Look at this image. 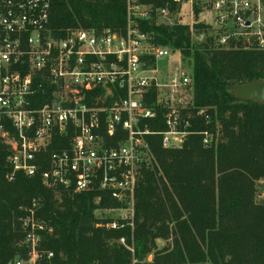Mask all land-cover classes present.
<instances>
[{"label":"built area","instance_id":"1","mask_svg":"<svg viewBox=\"0 0 264 264\" xmlns=\"http://www.w3.org/2000/svg\"><path fill=\"white\" fill-rule=\"evenodd\" d=\"M171 3L127 0L125 33L76 28L55 37L51 0H0V142L12 168L9 180L16 172L34 176L54 138L72 131L70 145L51 152L43 183L109 194L119 205L97 209V226L120 229L133 219L141 168L154 160L147 136L160 135L165 149L182 148L190 135H200L206 148L217 144L218 122L215 131L193 123L194 116L207 124L213 117L195 107L191 67L179 51L155 44L137 20L155 13L157 24L181 22L192 31L202 24L221 48L236 41L264 50V0ZM42 89L49 98L39 106ZM153 120L165 129L153 131ZM36 210L34 204L18 218L20 252L0 264H56L55 253L42 249L46 226ZM120 242L126 245L124 238Z\"/></svg>","mask_w":264,"mask_h":264},{"label":"trees","instance_id":"2","mask_svg":"<svg viewBox=\"0 0 264 264\" xmlns=\"http://www.w3.org/2000/svg\"><path fill=\"white\" fill-rule=\"evenodd\" d=\"M147 1L173 6L171 0ZM127 23V0H51L49 29L55 37L76 28L125 33ZM137 24L155 44L179 51L191 67L195 107L213 117L207 124L194 116L193 123L198 130L215 131L218 122L217 144L206 148L200 135H190L182 148L165 149L160 135L147 136L154 160L141 168L133 219L110 229L97 226L95 213L119 205L109 194L43 183L51 152L68 147L72 131L54 138L34 176L16 172L13 180L0 142V263L20 252L17 220L36 204L46 226L42 249L55 253L56 264H132L134 259L142 264L150 255L148 264H264V198L258 200V184L264 182V102L241 101L230 91L236 84L264 80V50L236 41L221 48L206 26L192 31L181 22L157 24L155 13ZM48 98L42 89L38 105ZM157 121H150V128L164 130ZM159 240L169 242L161 248Z\"/></svg>","mask_w":264,"mask_h":264},{"label":"water","instance_id":"3","mask_svg":"<svg viewBox=\"0 0 264 264\" xmlns=\"http://www.w3.org/2000/svg\"><path fill=\"white\" fill-rule=\"evenodd\" d=\"M248 47V45L246 44ZM232 95L241 101L264 102V80L254 79L230 87Z\"/></svg>","mask_w":264,"mask_h":264},{"label":"rangeland","instance_id":"4","mask_svg":"<svg viewBox=\"0 0 264 264\" xmlns=\"http://www.w3.org/2000/svg\"><path fill=\"white\" fill-rule=\"evenodd\" d=\"M160 21L163 22L162 19H160ZM182 60H183V62H184V58H183V56H182ZM184 64L187 65L186 63H184ZM263 198H264V182H263V181H260L259 184H258V200L260 201V200H262ZM98 215H100L99 212H98ZM168 242H169V241H168ZM168 242H167V241H164V240H159V241H158V245H159V247L162 248V247L166 246ZM152 259H153V256L150 255V256L148 257L149 263L152 261Z\"/></svg>","mask_w":264,"mask_h":264}]
</instances>
